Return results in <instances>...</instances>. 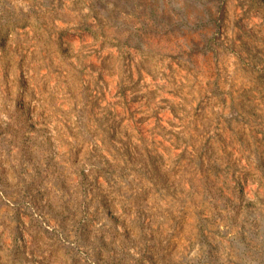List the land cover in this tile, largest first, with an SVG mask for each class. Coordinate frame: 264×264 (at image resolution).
<instances>
[{"label":"rangeland","instance_id":"1","mask_svg":"<svg viewBox=\"0 0 264 264\" xmlns=\"http://www.w3.org/2000/svg\"><path fill=\"white\" fill-rule=\"evenodd\" d=\"M0 264H264V0H0Z\"/></svg>","mask_w":264,"mask_h":264},{"label":"trees","instance_id":"2","mask_svg":"<svg viewBox=\"0 0 264 264\" xmlns=\"http://www.w3.org/2000/svg\"><path fill=\"white\" fill-rule=\"evenodd\" d=\"M219 35H220V33H219ZM218 36H217V34H215V36L213 37V39L215 40V38H217Z\"/></svg>","mask_w":264,"mask_h":264}]
</instances>
